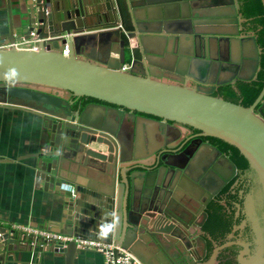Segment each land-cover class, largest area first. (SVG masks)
<instances>
[{
	"label": "water",
	"instance_id": "95a60500",
	"mask_svg": "<svg viewBox=\"0 0 264 264\" xmlns=\"http://www.w3.org/2000/svg\"><path fill=\"white\" fill-rule=\"evenodd\" d=\"M161 1L26 0L7 42L28 38L31 32L42 41L35 49L0 48V103L30 109L41 117L43 132L31 155L36 182L42 181L44 189L57 187L65 209H75L81 187L71 180L73 191L59 188L67 183L58 169L64 158L106 176L87 209L79 211L81 215L74 212L71 222L63 220L60 233L113 242L143 264H206L201 262L206 250L205 208L237 173L234 162L208 137L235 147L247 161V175L254 183L249 192L239 191L243 199L241 205L235 204L242 207L241 224L248 222L252 236L250 248L242 243L238 261L264 264V113L262 106L255 110L264 83L246 106L213 94L214 84L257 79L264 46L258 44L241 0H227L230 9L222 13L216 5L217 13L196 15L198 0H178V5H185L178 23L165 16L147 20L134 14L137 7ZM219 1L223 0L208 4ZM260 1L264 11V0ZM208 18H231L235 31L213 32L197 25ZM63 34L67 36L57 37ZM161 38L167 42L159 50L155 43ZM185 38L192 48L182 45ZM210 38L227 41L228 46L235 39L239 59L214 60L205 46ZM170 55L173 61L167 59ZM207 60L228 76L210 78L203 85L206 80L194 77L188 68ZM125 63L128 67L122 70ZM82 97L93 100L82 102ZM147 124L157 127V143L149 139ZM178 130H186L187 136L178 140ZM219 165H226L229 174ZM206 172L213 186L206 184ZM186 212L196 220H188ZM17 233L0 225V264L6 252L20 244ZM33 240L34 244L27 242L28 251L54 252L64 256V264H72L74 242L62 247L42 238ZM164 240L168 246L173 241L171 249H165ZM143 243L164 252L166 261L144 252Z\"/></svg>",
	"mask_w": 264,
	"mask_h": 264
},
{
	"label": "crops",
	"instance_id": "0c3cea01",
	"mask_svg": "<svg viewBox=\"0 0 264 264\" xmlns=\"http://www.w3.org/2000/svg\"><path fill=\"white\" fill-rule=\"evenodd\" d=\"M198 1V5H194L196 6L194 9L195 15L197 14L196 11L201 14H215L217 12L214 9L218 8L215 7L216 5H220V13L230 9L227 0L219 1L213 6L208 4L210 0ZM93 5L96 6V2ZM26 7V0H0V44L7 43L10 36L9 28L14 26L16 14ZM184 7L185 5H178V0H163L151 3V6L145 7L146 9L137 7L134 14L138 15L140 19L147 20L165 16L168 21L178 23V16L185 14ZM149 23L152 24L153 22ZM197 25L202 26L201 28L207 31L224 33L234 32L236 28V24L231 18L203 19ZM240 32L247 34L246 32ZM210 39L209 43L208 41L205 42V46L208 54L212 55L214 60L219 61L222 56L230 58L233 56L234 59L238 58L237 54L240 56L239 44L235 39H232L231 46L229 45L230 50L227 41L218 40V38L216 40ZM166 42V39L161 38L155 44L159 50H162ZM181 42L185 47L192 48L188 38L183 39ZM111 57H116V54L111 53ZM167 59L173 61L171 55L167 56ZM209 61L207 60L206 63L194 62L195 64L190 65L188 69L194 77L208 76L215 79V77L226 78L228 76L227 71L221 68L218 69L217 65H209ZM198 64H205V66L203 69L197 70ZM145 126L149 139L152 143H157L159 138L157 127L153 124ZM43 128L44 123L41 117L32 110L0 103V225L9 227H12L13 224L30 225L60 232V225L63 224V220L71 222L74 212L81 215L79 211L87 209L86 205L91 204L92 194L95 190L104 187L106 176L103 173L84 166L81 162L74 161L71 158H64L58 169L60 170L59 173L66 178L63 181L70 183L73 187L71 180H74L81 187L75 209L64 208L62 197L56 192L57 187L52 189L48 186L47 189H44L42 181L36 182L31 155L38 149L40 132H43ZM219 167H221L222 172L229 174L226 165L225 167L219 165ZM204 177L207 180L206 184L213 186V182L209 180L212 176L206 172ZM202 188L205 190L204 187ZM179 192L180 190H178ZM17 234L20 238V244L15 245L14 250L6 252L2 264H64V256L57 253L28 251L26 246L34 244L33 242L36 241L33 240L34 238H30V235L21 232ZM164 245L165 249H171L170 246L173 245V241L168 246L164 240ZM141 249L155 256L158 255L164 261L168 258L164 252L152 251L154 249L152 245L148 246L143 243ZM103 260V255L95 250L77 248L73 253L72 264H104Z\"/></svg>",
	"mask_w": 264,
	"mask_h": 264
},
{
	"label": "flooded vegetation",
	"instance_id": "af4514ba",
	"mask_svg": "<svg viewBox=\"0 0 264 264\" xmlns=\"http://www.w3.org/2000/svg\"><path fill=\"white\" fill-rule=\"evenodd\" d=\"M258 28L259 27L254 28L253 31L256 32V30ZM257 42H258V40H257ZM258 44H259V42H258ZM261 46H264V45H261ZM260 64H261V58H260ZM261 69H262V65H261L260 70ZM260 70L257 73V79H258V75H259ZM198 78L202 79V80H206L202 84L208 85L209 83L207 82V80H209L211 77L201 76ZM215 78H216V80L217 79H223V78H217V77H215ZM257 79H255V80H257ZM239 81L243 82L244 80L237 79L232 84L227 83L231 86L232 90L234 91V93L236 95L240 94V89L238 87ZM252 81H254V80H252ZM244 82H247V81H244ZM262 82L264 83V79ZM263 83H262V86H263ZM214 85L216 86V89L213 91L214 95L222 96L226 99H229L228 96H225V94L220 93V87L224 84H220V85L214 84ZM262 86H261V88H262ZM256 97L254 98V100L256 99ZM253 101H252V103H253ZM82 102H86V101L83 99ZM236 102L241 103V98L240 97L237 98ZM261 106H262L261 111L264 113V94H263L261 100L258 101L257 104L255 105V110L257 111V109ZM195 132L196 131L193 130L192 135H194ZM187 133L188 132L186 130H178V132H177L178 140H180L184 136H187L186 135ZM211 139L212 138L208 137L209 142L216 145L222 152L226 153V155L229 157L228 153L226 151H223L217 145V143ZM253 186H254V183L252 181V178H250L247 175V170L243 169L242 171H239L237 168V173L235 175H233V177L220 189V191L216 195L213 196L212 199L209 200V202L205 208V211L207 213V217H206V219L202 225L203 237L206 239V250H205L204 257L201 259V262L206 263V264H225V263L240 264L238 261V254H239L240 250L243 249L242 243H244V242L247 243L249 248H250L251 247L250 242L252 241V236H251V230L249 228L248 222L246 221V225H243V226L241 224L242 221L245 219V215L242 212V207L237 208L235 206V204L239 203L241 205V202L243 199L242 195L239 194V191H242L243 192L242 194H245V193L249 192L251 187H253ZM234 194H236V195H234ZM233 195L236 196V199L232 198ZM226 199H229V200L233 199V200H231V204H232L231 209H229L228 206L226 207V203H225V207H226L228 214H225V216L222 214V216L228 222V223L227 222L225 223L226 224V230H225V227L222 229L220 228V226H222V223H224V220H223V218L219 217L218 221L221 222V224L218 225L217 229H214L215 233L211 234L210 232H208L204 229V224L206 223V221L208 220V217H209V212L207 211V207L210 203L213 204L214 202L222 204L223 202L226 201ZM236 211L238 212L237 215H236ZM183 215H185L188 220H193V221L196 220V216H191L187 212L184 213ZM230 215H231V217H230ZM229 217H230V219H229ZM187 224H188V222H187ZM191 225H194V224H191ZM180 228L184 229V227L183 228L180 227ZM183 246L184 245H182V247ZM216 247L218 248V250L215 253L214 250ZM197 254H198V252H197Z\"/></svg>",
	"mask_w": 264,
	"mask_h": 264
},
{
	"label": "trees",
	"instance_id": "16d2710c",
	"mask_svg": "<svg viewBox=\"0 0 264 264\" xmlns=\"http://www.w3.org/2000/svg\"><path fill=\"white\" fill-rule=\"evenodd\" d=\"M241 10L243 14L247 17H251V22L253 23V27H259L256 30L257 34V40L259 44L264 45V11L262 8V4L260 0H241ZM261 65L262 69L259 72L258 79L254 81H247V82H238V87L240 89V94L236 95L234 91L232 90L231 86L229 84H224L220 87V93L225 94V96H228L229 99L232 101H237V98H241V104L243 105H250L254 98L257 96L258 92L261 89L262 81L264 79V53L261 55ZM85 101L93 100L88 98H81ZM211 140H214L217 145L223 150L226 151L231 158V160L235 163L239 171H242L243 169H247V161L245 158L238 152V150L225 143L224 141H221L216 138H212ZM226 189V188H225ZM224 189V190H225ZM236 195V194H234ZM232 198L236 199V196ZM231 200L233 199H226V207L228 206L229 209H231ZM225 205L219 204L214 202L213 204H209L207 207V211L209 212V217L206 223L204 224V229L211 234H214V229L218 228V225L221 224V222L218 221V218L221 217L224 220V223H222V226L220 228H224L226 230V222L227 220L222 216V214L225 216V214H228L226 210ZM231 217V215H230ZM229 217V219H230ZM228 223V222H227ZM228 264V263H225Z\"/></svg>",
	"mask_w": 264,
	"mask_h": 264
},
{
	"label": "built area",
	"instance_id": "2783aa9c",
	"mask_svg": "<svg viewBox=\"0 0 264 264\" xmlns=\"http://www.w3.org/2000/svg\"><path fill=\"white\" fill-rule=\"evenodd\" d=\"M67 35L63 34L57 36L58 38H65ZM42 41L38 38L34 32L30 33L28 38H22L18 41L7 42L0 44V48L16 47V48H28L35 49L39 43ZM62 53L67 54V46L64 45L62 48ZM128 64L125 63L121 66V69H127ZM62 190L73 191L72 185L68 183H62L60 185ZM11 227V226H10ZM12 229L32 236L33 238H42L45 241H52L65 247L68 243L74 242L78 249H88L95 250L103 255L104 264H143L132 252L124 249L113 242L104 243L98 240L89 238H78L73 235L64 234L56 231H52L42 227H35L30 225L13 224Z\"/></svg>",
	"mask_w": 264,
	"mask_h": 264
}]
</instances>
